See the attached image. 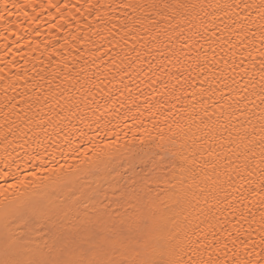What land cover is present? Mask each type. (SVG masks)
I'll list each match as a JSON object with an SVG mask.
<instances>
[{"label":"snow or ice","instance_id":"6c2138e0","mask_svg":"<svg viewBox=\"0 0 264 264\" xmlns=\"http://www.w3.org/2000/svg\"><path fill=\"white\" fill-rule=\"evenodd\" d=\"M0 94V264H264V0H0Z\"/></svg>","mask_w":264,"mask_h":264},{"label":"bare ground","instance_id":"6f19581e","mask_svg":"<svg viewBox=\"0 0 264 264\" xmlns=\"http://www.w3.org/2000/svg\"><path fill=\"white\" fill-rule=\"evenodd\" d=\"M43 37H41L40 39H42ZM19 84H23V81H20ZM20 90H23L22 88ZM16 93L12 92L11 90H9L8 96L11 97L13 95H15ZM0 100H3V95L0 94ZM12 119H15V117H12ZM0 123H3V115L0 114ZM150 126V125H149ZM119 131V130H118ZM124 131H127V129H125ZM61 135H63V133H61ZM92 135L94 137L95 142L100 143L101 140L107 142L109 140L108 136L104 135V131L103 129H93L92 130ZM132 135L131 132H128V137L130 138ZM137 135H139V132H137ZM74 140L77 139L76 136L72 137ZM54 139H56L54 137ZM114 139V138H113ZM124 134L123 132H121V137H120V142L123 143L124 142ZM49 143H51V141H49ZM84 145H81V148L83 150ZM31 151V149H29ZM37 151H43V149H37ZM49 151H51V148L49 149ZM17 152L19 153V155H17ZM17 152L12 153V157H10L9 159L11 160L12 158L16 159V163L12 164V168L11 171L16 174L19 175L21 177H27V179L31 180L33 179V177L30 175V173L32 172H37L38 175H47V173H40L37 169L32 168V164H36L39 163L38 160L36 161H29L27 159L24 158L23 156V149H17ZM0 153H2V148H0ZM67 157V158H65ZM0 160H3V156L0 155ZM44 162L48 167H51L52 163H56V164H72L75 161H73L71 159V154H69L66 150L62 153L61 151H57L55 153V159L53 160H49L48 155L45 154L44 155ZM0 171H5L4 166L2 163H0ZM9 182H11V178H9ZM0 187H4V181L2 179H0Z\"/></svg>","mask_w":264,"mask_h":264}]
</instances>
